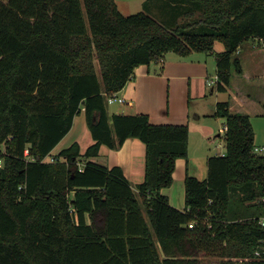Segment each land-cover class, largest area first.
Here are the masks:
<instances>
[{
    "label": "trees",
    "instance_id": "trees-1",
    "mask_svg": "<svg viewBox=\"0 0 264 264\" xmlns=\"http://www.w3.org/2000/svg\"><path fill=\"white\" fill-rule=\"evenodd\" d=\"M250 39L263 46L264 0H145L132 14L116 0H0V264H203L201 253L264 264V153L249 114L217 103L225 153L208 158L206 179L186 176L179 209L162 189L188 157L189 126L108 111L138 65L214 54L217 41L226 91ZM82 109L94 143L52 154ZM131 137L146 145L137 191L96 160Z\"/></svg>",
    "mask_w": 264,
    "mask_h": 264
},
{
    "label": "crops",
    "instance_id": "crops-1",
    "mask_svg": "<svg viewBox=\"0 0 264 264\" xmlns=\"http://www.w3.org/2000/svg\"><path fill=\"white\" fill-rule=\"evenodd\" d=\"M138 1V7H143L145 0ZM116 2L123 13L119 6L120 0ZM128 2L130 0H126V4ZM248 41L245 42L247 44L243 43L245 48L239 49V54L245 51L241 55L243 71L233 72L226 91H218L216 83L211 85V88L208 85L210 69L217 76L215 54L192 52L183 57L168 52L158 61L138 65L126 85L117 92L118 96L126 99V102H115L108 106L110 115L146 113L156 124L189 126L188 157L176 160L173 183L162 189L170 203L179 209L186 207V176L189 174L206 179L208 158L214 155L213 135L217 134L224 140L226 123L223 117L215 116L217 103L229 99L231 109L234 112L249 114L252 123L254 115H264V95L259 96L262 97L259 103L262 102L263 106L262 104L257 106L255 98L258 96H253L250 90L252 86H256L262 92L264 82L256 84L252 80L264 79V46L259 40ZM220 51L222 50H218ZM208 89L211 90V94ZM227 93L228 96L224 95ZM74 142L80 144L82 152L94 143L84 109L75 116L71 130L53 149L52 154H57L62 148ZM96 160L110 167L120 166L136 191L137 184L145 179L146 145L137 137L128 138L118 148L103 144Z\"/></svg>",
    "mask_w": 264,
    "mask_h": 264
},
{
    "label": "rangeland",
    "instance_id": "rangeland-1",
    "mask_svg": "<svg viewBox=\"0 0 264 264\" xmlns=\"http://www.w3.org/2000/svg\"><path fill=\"white\" fill-rule=\"evenodd\" d=\"M138 3H139L138 0H130V2H128L127 4H126V0H120L119 6H120V8H122V11H123L124 14H132V13H136V12H138V11L143 9V7H141V6L138 7V5H139ZM247 42H249V41L247 40ZM245 44H247V43H245ZM263 46H264V42H263ZM242 48H245L244 44H243L242 47H240V50ZM218 50H222V51L224 50V44L222 42H220V41H217L216 44H215V53L218 52ZM239 52H238V54H235V57L241 58L242 53H245V51H242L241 54H239ZM171 53L174 54L175 52H171ZM246 64H247V61H246ZM210 72H211L210 77L215 78L214 71H212L210 69ZM233 72L235 73V70ZM241 79H242V77H241ZM241 81L243 82V80H241ZM252 81L256 82V84H258V83L264 82V79H262V78L261 79H253ZM244 84H246V82H244ZM209 88H211V87L209 86ZM250 90H251V93H253L252 94L253 96H258L257 98H255L257 106H259L260 104H262V106H263L264 102L263 103L262 102L259 103V100L260 99L262 100V97H259V96L264 95V84H263L262 92L256 86H252L250 88ZM208 91L211 94V92H210L211 90L208 89ZM224 95L228 96V93L224 94ZM227 96H223V97H227ZM252 119H253V124H254L253 126H254V130H255V136H256L257 145L262 146V144H263V146H264V115L263 116H261L260 114L254 115L252 117ZM217 133H219V132H217ZM213 143H214V145H213V148H214V150H213L214 152L213 153H214V155L216 153H221V152L223 153V151L225 152L226 148H225V143H224V140H223L222 137L217 136V134H214L213 135ZM199 258H200V260H201V262L203 264H217L219 262V258L218 257L213 256V255H207V254H204V253H201L199 255Z\"/></svg>",
    "mask_w": 264,
    "mask_h": 264
},
{
    "label": "built area",
    "instance_id": "built-area-1",
    "mask_svg": "<svg viewBox=\"0 0 264 264\" xmlns=\"http://www.w3.org/2000/svg\"><path fill=\"white\" fill-rule=\"evenodd\" d=\"M211 78V77H210ZM208 79V85L211 86L213 84H215L218 80V76H215V78H211V79ZM115 102H126V99L124 97H120L118 96L117 92L111 94L108 96V103L109 104H112V103H115ZM255 151L256 152H259V153H264V146H256L255 147ZM51 160H54L53 157H51ZM2 165V159H0V166ZM260 223L264 226V216L260 219ZM194 225V222H191L189 223V226L190 227H193ZM256 255H263L264 254V249L263 250H256L255 251Z\"/></svg>",
    "mask_w": 264,
    "mask_h": 264
}]
</instances>
